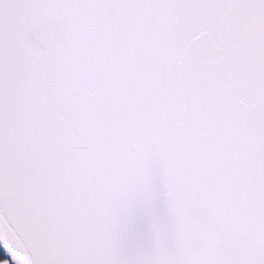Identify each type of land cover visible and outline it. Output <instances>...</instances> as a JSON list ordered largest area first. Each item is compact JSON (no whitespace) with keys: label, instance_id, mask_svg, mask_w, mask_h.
<instances>
[{"label":"snow or ice","instance_id":"6c2138e0","mask_svg":"<svg viewBox=\"0 0 264 264\" xmlns=\"http://www.w3.org/2000/svg\"><path fill=\"white\" fill-rule=\"evenodd\" d=\"M0 264H264V0H0Z\"/></svg>","mask_w":264,"mask_h":264},{"label":"rangeland","instance_id":"374dc122","mask_svg":"<svg viewBox=\"0 0 264 264\" xmlns=\"http://www.w3.org/2000/svg\"><path fill=\"white\" fill-rule=\"evenodd\" d=\"M3 255H4V253H3V251L0 249V259H3Z\"/></svg>","mask_w":264,"mask_h":264},{"label":"trees","instance_id":"16d2710c","mask_svg":"<svg viewBox=\"0 0 264 264\" xmlns=\"http://www.w3.org/2000/svg\"><path fill=\"white\" fill-rule=\"evenodd\" d=\"M3 258H4V255H3Z\"/></svg>","mask_w":264,"mask_h":264},{"label":"water","instance_id":"95a60500","mask_svg":"<svg viewBox=\"0 0 264 264\" xmlns=\"http://www.w3.org/2000/svg\"><path fill=\"white\" fill-rule=\"evenodd\" d=\"M2 250V249H1ZM3 251V250H2Z\"/></svg>","mask_w":264,"mask_h":264}]
</instances>
